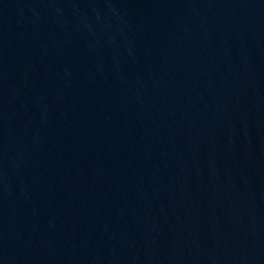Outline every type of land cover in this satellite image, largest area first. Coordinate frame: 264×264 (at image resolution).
Returning a JSON list of instances; mask_svg holds the SVG:
<instances>
[{"label":"water","instance_id":"water-1","mask_svg":"<svg viewBox=\"0 0 264 264\" xmlns=\"http://www.w3.org/2000/svg\"><path fill=\"white\" fill-rule=\"evenodd\" d=\"M0 264H264V0H0Z\"/></svg>","mask_w":264,"mask_h":264}]
</instances>
